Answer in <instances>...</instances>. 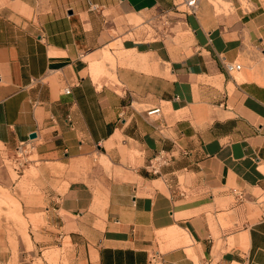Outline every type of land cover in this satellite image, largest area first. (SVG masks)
Listing matches in <instances>:
<instances>
[{
  "label": "crops",
  "instance_id": "obj_1",
  "mask_svg": "<svg viewBox=\"0 0 264 264\" xmlns=\"http://www.w3.org/2000/svg\"><path fill=\"white\" fill-rule=\"evenodd\" d=\"M230 1L228 14L214 12L226 0L171 12L168 28L187 32L174 42L124 35L139 13L160 33L171 0H0V162L32 139L23 182L36 193L19 203L43 217L15 233L20 251L66 242L68 264H264V202L245 218L246 201H264V0Z\"/></svg>",
  "mask_w": 264,
  "mask_h": 264
},
{
  "label": "rangeland",
  "instance_id": "obj_2",
  "mask_svg": "<svg viewBox=\"0 0 264 264\" xmlns=\"http://www.w3.org/2000/svg\"><path fill=\"white\" fill-rule=\"evenodd\" d=\"M222 3V7L215 9V13L218 14H228L233 10V5L230 0ZM242 4L244 6L245 2L243 0ZM213 4V3H212ZM183 8V7H182ZM215 8V6H214ZM148 14L139 13L137 15H132L128 18V31L124 33L126 37H131L137 40L151 39L153 36H158L160 34L166 33L173 37L174 42H179L180 38L185 35V28L178 26L176 29L168 28L164 30L160 24V33H151L152 29L148 25ZM178 20V19H177ZM192 20V19H190ZM158 24V23H157ZM159 25V24H158ZM148 29L149 32H147ZM234 74H237L236 72ZM14 153H3L0 162V231L1 236L6 234L8 245L2 247L5 251L8 249L12 252V260L6 264H68V258L71 251V246L69 243L63 242L62 245L53 247H33L29 250L30 245L26 246V251L22 252L19 250L16 241V234H25L27 222L31 223L32 226L37 225L42 221V214H26L21 212L20 200H24L30 203L33 198H25V195L31 196L36 192L32 191V188L26 187L23 180L26 177L35 176V171L32 172V166L29 165L34 160L35 157L29 156L31 161L26 163L20 170L14 169ZM33 160V161H32ZM31 171V172H30ZM16 182V184H15ZM19 195L23 197L19 198ZM261 197L256 200L245 203L246 205V215L245 218L248 222L260 217L263 213V208ZM13 238V239H12ZM46 253H51L52 257L47 258Z\"/></svg>",
  "mask_w": 264,
  "mask_h": 264
},
{
  "label": "built area",
  "instance_id": "obj_3",
  "mask_svg": "<svg viewBox=\"0 0 264 264\" xmlns=\"http://www.w3.org/2000/svg\"><path fill=\"white\" fill-rule=\"evenodd\" d=\"M171 1H172V8L170 10L161 9L157 12V16H158L157 20L161 21V25L164 28V30H166L167 27L170 25L171 12L182 13V14L194 13L199 3V0H171ZM241 66H242L241 63L239 62H227L224 64V68L227 73L239 71L241 70ZM64 92L69 93V90L65 89ZM159 112L160 109L157 107L155 109L148 111L147 113L151 114V113H159ZM32 148H33L32 139L19 142L18 146L14 151V158H13L14 169L20 170L21 168L24 167L26 163L31 161L29 156L31 154ZM172 157L173 154L169 151L165 153L158 152L151 159H149L147 166L150 168L151 172L157 173L160 165L167 164Z\"/></svg>",
  "mask_w": 264,
  "mask_h": 264
},
{
  "label": "water",
  "instance_id": "obj_4",
  "mask_svg": "<svg viewBox=\"0 0 264 264\" xmlns=\"http://www.w3.org/2000/svg\"><path fill=\"white\" fill-rule=\"evenodd\" d=\"M29 136H30V138H33V137H35V133H31Z\"/></svg>",
  "mask_w": 264,
  "mask_h": 264
},
{
  "label": "bare ground",
  "instance_id": "obj_5",
  "mask_svg": "<svg viewBox=\"0 0 264 264\" xmlns=\"http://www.w3.org/2000/svg\"><path fill=\"white\" fill-rule=\"evenodd\" d=\"M221 6V4H219Z\"/></svg>",
  "mask_w": 264,
  "mask_h": 264
}]
</instances>
